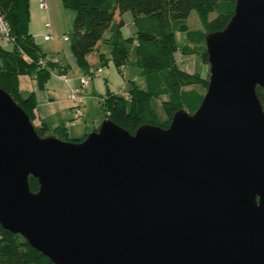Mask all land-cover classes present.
<instances>
[{"label": "water", "instance_id": "1", "mask_svg": "<svg viewBox=\"0 0 264 264\" xmlns=\"http://www.w3.org/2000/svg\"><path fill=\"white\" fill-rule=\"evenodd\" d=\"M206 47L204 99L167 128L41 136L0 87L3 228L54 264H264V0Z\"/></svg>", "mask_w": 264, "mask_h": 264}, {"label": "trees", "instance_id": "2", "mask_svg": "<svg viewBox=\"0 0 264 264\" xmlns=\"http://www.w3.org/2000/svg\"><path fill=\"white\" fill-rule=\"evenodd\" d=\"M65 8L73 10L75 17L71 35V49L79 67L88 73L92 68L91 54L100 42L112 47L111 58L118 67L126 66L132 56L141 69L144 84L137 82L129 96L110 93L102 101L106 118L135 133L144 124L169 127L175 113L185 109L193 114L201 105L209 85V71L203 76L182 66L190 54L209 67L206 35L223 30L235 13L237 0H62ZM0 10L5 16L13 41L5 48L0 40V87L7 90L21 107L35 120L37 101L34 95L24 97L19 86V76H35L43 86L52 73V62H42L45 54L31 33L30 0H0ZM196 10L203 29L191 30L189 17ZM131 12L138 27L137 37L124 38L123 21L116 15ZM214 14V18L211 15ZM110 36L105 38L106 33ZM178 32H186V43L177 42ZM135 39L137 45L134 44ZM192 45L197 47L194 48ZM182 53L181 58L177 57ZM103 64L106 55L100 54ZM264 105V89L257 88ZM168 96L164 109L166 122L159 118L153 98ZM35 123V122H34ZM36 125V124H35ZM100 126L96 127L98 130ZM41 136L54 135L72 139L65 127L52 128L36 125ZM87 136L82 139L84 140ZM32 191L39 189L37 179L30 178ZM0 264H54L48 257L34 249L27 240L3 228L0 223Z\"/></svg>", "mask_w": 264, "mask_h": 264}, {"label": "crops", "instance_id": "3", "mask_svg": "<svg viewBox=\"0 0 264 264\" xmlns=\"http://www.w3.org/2000/svg\"><path fill=\"white\" fill-rule=\"evenodd\" d=\"M42 0H30L31 33L35 41L41 47L45 62H52V73L46 83L41 86L35 76L22 74L19 76V86L24 97L34 95L37 101L35 108V124L48 125L52 128L65 127L72 139H82L98 127L106 113L102 107V101L110 93L129 96L134 82L144 84L145 79L141 69L135 64L136 60L130 59L126 66L118 67L111 58L112 47L100 42L97 49L91 54L92 67L103 68V72L95 76L88 86L82 87L81 80L86 74L78 65L77 59L71 49V35L75 12L65 8L62 0H46L48 9L40 7ZM117 21H123L122 34L124 38H136L138 27L131 12L117 13ZM50 23V27H47ZM50 33L51 38L44 37ZM70 37L66 40L65 37ZM110 33L105 34V38ZM5 48L10 44L2 43ZM134 44L137 45L135 39ZM100 54L106 55V64L100 59ZM132 58V57H131ZM187 61L193 60L194 72L198 69L197 58L188 55ZM135 61V62H134ZM209 67L202 63L200 71L203 76L208 73ZM80 89L83 104V115L76 123H71L74 118L71 92Z\"/></svg>", "mask_w": 264, "mask_h": 264}, {"label": "built area", "instance_id": "4", "mask_svg": "<svg viewBox=\"0 0 264 264\" xmlns=\"http://www.w3.org/2000/svg\"><path fill=\"white\" fill-rule=\"evenodd\" d=\"M40 7L43 9H48V3L46 0H42L40 2ZM47 27H50V23H47ZM46 40H49L51 38V34L48 33L45 35L44 37ZM66 40H69V37H65ZM0 40L2 41V43L4 44H10L13 41V38L11 36L10 33V27L9 24L5 18V16L2 14L1 10H0ZM42 62H44V59H41ZM103 72V68L99 67L97 69L95 68H91L90 71L88 73H86L84 75V77L81 80L82 83V87H86L89 85V83L91 82V80L101 74ZM71 100L73 102V108H74V118L71 121V123H76L78 119H80V117H82L83 115V110L81 108L82 104H83V99H82V95L80 94V89L79 88H75L72 92H71Z\"/></svg>", "mask_w": 264, "mask_h": 264}, {"label": "rangeland", "instance_id": "5", "mask_svg": "<svg viewBox=\"0 0 264 264\" xmlns=\"http://www.w3.org/2000/svg\"><path fill=\"white\" fill-rule=\"evenodd\" d=\"M214 14L211 15V18H214ZM189 27L191 30H198V29H203V25L201 23V20L198 16V13L196 10H193L190 14V17H189ZM186 32H178L177 35H176V39H177V42L181 45L185 44L186 43ZM192 47H196L195 45H192ZM197 49V47H196ZM182 55V53H178L177 54V57L178 58H181L180 56ZM191 55V54H190ZM195 59L197 58L198 60V56H197V53H194L193 54ZM133 59V56L132 58ZM136 59V56L134 54V60ZM135 62V61H134ZM198 63V69L200 70L201 68V65H202V61L199 59L197 61ZM183 68H185L186 70H189L191 71L192 67H193V60L192 61H187L185 62V64L182 66ZM209 76H210V65H209ZM168 99V96H163V97H159V98H153V105H154V108L159 116V118L161 119L162 122H166L167 119H168V116L165 112V109H164V101ZM104 120V119H103ZM102 120V121H103ZM101 121V123H102ZM100 123V125H101ZM99 125V126H100ZM40 126V125H38ZM70 135V134H69ZM71 136V135H70ZM72 137V136H71ZM75 139V138H74Z\"/></svg>", "mask_w": 264, "mask_h": 264}]
</instances>
